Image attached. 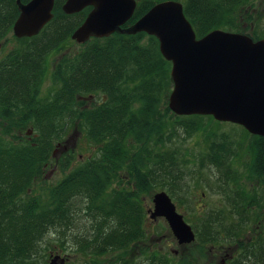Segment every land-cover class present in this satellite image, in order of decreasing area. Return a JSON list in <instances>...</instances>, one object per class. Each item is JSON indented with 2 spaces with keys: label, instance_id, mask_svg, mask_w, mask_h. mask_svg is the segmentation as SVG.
Here are the masks:
<instances>
[{
  "label": "trees",
  "instance_id": "16d2710c",
  "mask_svg": "<svg viewBox=\"0 0 264 264\" xmlns=\"http://www.w3.org/2000/svg\"><path fill=\"white\" fill-rule=\"evenodd\" d=\"M164 1L168 0H137L125 27ZM173 1L183 4L198 38L214 30L244 34L243 21L251 20L250 0ZM65 2L55 0L51 22L37 36L18 39L23 42L20 48L0 61V264L37 263L38 242L50 233L57 234L62 251L74 245L77 254L90 259L87 264H199L186 256L172 262L147 246L137 261L131 249L148 240L142 196L166 182L171 196L177 195L168 180L179 175L168 173L180 169V152L168 149L166 143L179 138L180 130L191 137L205 129L203 120L209 124L215 120L180 117L170 111L171 63L161 55L158 40L145 33L92 38L75 55L61 58L52 75L56 89L43 97L48 55L73 41V33L92 10L66 15ZM1 9L0 41L12 32L19 16L15 0L9 9ZM250 37L257 41L263 36ZM87 96L100 97L96 100L100 104L84 107ZM61 118L80 122L98 154L56 185L38 188L36 182L53 159L55 139L65 133V126L57 123ZM29 127L37 133L31 141L24 133ZM229 144H211L201 168L210 165L220 172L215 189L225 192L231 209L209 215L201 229L194 225V231L203 248L219 246L220 239L237 241V255L229 264H264V208L256 190L250 192L240 183L235 190H226L230 181L235 183L238 174L233 165L240 157ZM249 151L248 169L264 190V138L252 137ZM237 216L239 220H233ZM225 219H230L233 229ZM244 226L251 229V237H240L243 229L238 227ZM229 231H233L230 237L222 236Z\"/></svg>",
  "mask_w": 264,
  "mask_h": 264
},
{
  "label": "water",
  "instance_id": "95a60500",
  "mask_svg": "<svg viewBox=\"0 0 264 264\" xmlns=\"http://www.w3.org/2000/svg\"><path fill=\"white\" fill-rule=\"evenodd\" d=\"M19 16L13 26L16 38L37 36L54 17L55 0H17ZM92 8L72 40L86 44L115 33H145L159 42L160 53L171 63L173 90L168 108L176 116L213 117L219 123L244 128L264 138V39L225 30L198 38L181 2L156 4L133 25L125 27L137 9V0H66L62 9L74 15ZM150 219L164 218L179 245L196 240V233L179 214L166 192L153 198ZM60 263H59V262ZM60 254L50 264H64Z\"/></svg>",
  "mask_w": 264,
  "mask_h": 264
},
{
  "label": "rangeland",
  "instance_id": "374dc122",
  "mask_svg": "<svg viewBox=\"0 0 264 264\" xmlns=\"http://www.w3.org/2000/svg\"><path fill=\"white\" fill-rule=\"evenodd\" d=\"M248 8L247 11L251 13V20L248 22H246V20L243 21V29H246L243 35L251 36L258 34L259 36H263L261 39H264V0H250V6ZM22 43L23 42H20L18 38L14 36L13 32H9L7 36L0 41V61L4 60L12 51L19 49ZM81 49V44L75 41H68L63 44L59 50L53 51L48 55L46 76L42 82L41 95L43 97L50 94L51 88L56 89L52 80V75L61 58L67 55H75ZM172 90L173 87L171 88V92ZM101 97L103 96L101 95ZM98 99H100V97H85L84 107H92L94 104L99 103V101H96ZM57 123L60 126H65V133L62 139H55L53 159H50L43 178L36 182L35 185H37L38 188L56 185L71 170H74L76 167L86 162L90 157H94L98 154L97 145L88 138L86 128H84L80 122H70L69 120L67 121V119L62 120L61 118ZM202 123L203 125H207L203 131L189 137L186 136L184 131L180 130L179 138L176 137L171 142L168 141V143H166L168 149L172 148L180 152L179 162L181 171H178L180 169H176L174 172L171 171L168 173L170 175L173 173L179 175L177 178L173 177L174 179L172 182L168 180L170 183L174 184L177 195L176 198L171 196L167 190L169 186L166 187V183L168 182H166L162 185V187L165 186L164 190L161 189L162 187L160 184H156L148 193L142 196V203L147 214L145 229L147 231L148 240L144 244H135L131 249V255L135 254L137 261L143 256L139 255L138 252L145 250L146 246L154 251H160L162 255L168 256L172 262L186 256L196 258L199 264H229L230 261L224 259V255H226V257L231 256L230 259L232 260L236 257L237 244L239 243L235 240L220 239L219 246L204 244L206 247L203 248L200 246L197 233L195 232L196 240L191 244L181 246L173 236L164 218L152 220L148 215V211L154 209V196L160 192L169 194L176 205L178 213L184 216L185 221L191 225L193 229L194 225L201 229L203 226L202 221L209 217V215H217L219 211L225 214L229 212L231 206L227 202L225 192L215 189V185H219L218 176L220 172L210 165L201 168L202 156L209 152L211 144L217 142L230 143L229 146L233 148V151H236L240 155L233 165L238 174L235 178V183L230 181L229 188L226 190H228V192H230L232 188L235 190L237 188L236 183L242 184L248 191L250 189V192L256 190L258 194L257 199L260 204L263 205L262 208H264L263 187L257 182L258 177L252 175L251 170L248 169L252 160L249 144L252 137L255 136L248 133L250 138L246 139L244 132L246 130L244 128L229 123H222L219 125L216 121H213L209 124L208 119L203 120ZM24 133H26L25 136L27 137V141H31L34 137H37V133L33 127H29ZM15 143L18 144L17 142ZM166 147L163 149L166 150ZM184 161L186 162L184 163ZM67 162H69L68 165ZM169 188H171V186ZM253 196H255V193H253ZM256 211L262 212L263 210L257 209ZM257 214L260 216L261 213ZM251 218L255 219L256 217L251 216ZM233 220H239L238 216L237 219L234 218ZM225 222L230 228V219H225ZM83 224L84 221H81L79 227H82ZM256 224L257 222L255 225ZM237 226L240 225L238 224ZM237 226H235V228H237ZM238 228L243 229L240 236L241 238L251 237L250 228L249 230L247 226ZM231 229L233 228L231 227ZM202 231L204 234V230ZM232 232L233 231H229L225 234L222 233V236L230 237ZM253 232L252 230V235L254 234ZM61 245L62 244L58 242L56 233L55 235L51 233L47 236L43 235L38 242L39 256L36 258L37 263L34 264H50L52 257L56 254H60L61 257L65 258L64 264H87L86 262L90 260L87 257L77 254L74 245L71 243L70 245L72 247L69 245L66 251H62ZM200 249H204V252H201ZM143 263L148 264L145 261H143Z\"/></svg>",
  "mask_w": 264,
  "mask_h": 264
},
{
  "label": "flooded vegetation",
  "instance_id": "af4514ba",
  "mask_svg": "<svg viewBox=\"0 0 264 264\" xmlns=\"http://www.w3.org/2000/svg\"><path fill=\"white\" fill-rule=\"evenodd\" d=\"M22 1V0H21ZM31 1V0H30ZM13 2V0H0V5L3 7V8H8L9 9V6H10V4ZM29 2V1H28ZM28 2H24V1H22V3H28ZM15 3H16V5H17V0H15ZM1 6H0V12L2 13V9H1ZM17 8H18V5H17ZM18 10H19V8H18ZM18 19V18H17ZM16 22V21H15ZM15 24V23H14ZM1 25V24H0ZM14 26V25H13ZM13 26H12V32H13ZM14 34V33H13ZM15 36V35H14ZM93 98V97H92ZM85 100V99H84ZM98 104H100V103H98ZM55 153V152H54ZM31 193V192H30ZM138 254L139 255H141V251H139L138 252ZM133 256L135 257L136 255L135 254H133ZM224 259H228L229 261H231L232 259H230L231 258V256H229V257H226V255H224ZM223 259V258H222ZM134 264H146V263H134Z\"/></svg>",
  "mask_w": 264,
  "mask_h": 264
},
{
  "label": "bare ground",
  "instance_id": "6f19581e",
  "mask_svg": "<svg viewBox=\"0 0 264 264\" xmlns=\"http://www.w3.org/2000/svg\"><path fill=\"white\" fill-rule=\"evenodd\" d=\"M234 125V124H233ZM238 126V125H237Z\"/></svg>",
  "mask_w": 264,
  "mask_h": 264
}]
</instances>
